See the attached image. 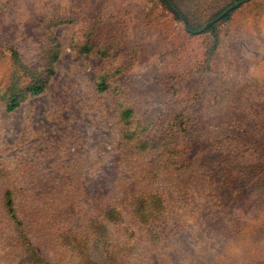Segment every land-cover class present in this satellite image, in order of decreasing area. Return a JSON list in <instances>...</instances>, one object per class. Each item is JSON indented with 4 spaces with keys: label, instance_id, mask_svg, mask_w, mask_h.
Masks as SVG:
<instances>
[{
    "label": "rangeland",
    "instance_id": "1",
    "mask_svg": "<svg viewBox=\"0 0 264 264\" xmlns=\"http://www.w3.org/2000/svg\"><path fill=\"white\" fill-rule=\"evenodd\" d=\"M0 264H264V0H0Z\"/></svg>",
    "mask_w": 264,
    "mask_h": 264
},
{
    "label": "trees",
    "instance_id": "2",
    "mask_svg": "<svg viewBox=\"0 0 264 264\" xmlns=\"http://www.w3.org/2000/svg\"><path fill=\"white\" fill-rule=\"evenodd\" d=\"M80 50H85L84 47H82ZM58 52L54 53L52 61L57 58ZM49 64V61H48ZM52 62L50 61V64L47 65V73H52ZM38 76V75H36ZM13 80H16V77H13ZM47 82V77H34L32 75L31 80L28 84L25 85L24 89L20 88L17 89L14 83H10V89L7 91V97H6V110H12L13 108L17 107L19 103L22 101L25 94H36L43 90L45 87V84ZM20 90H23L22 92ZM132 110L131 109H125L123 112V115L127 118L131 115ZM139 144L144 146L146 142H149L147 138L139 139ZM5 199V206L7 207V210L9 212L13 211L12 203L13 199L11 197V192L7 191ZM162 199L157 193H143L141 197L136 198L134 201V207L133 212L135 215H139L141 218H144L147 220L148 218L156 217L161 214V209H163L164 205L162 203ZM118 207L113 205L109 206L106 210V216L105 219L110 220V218L114 217L117 218L119 216V221H122L123 218L121 216V212L117 209ZM118 210V211H117Z\"/></svg>",
    "mask_w": 264,
    "mask_h": 264
}]
</instances>
